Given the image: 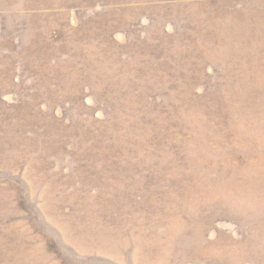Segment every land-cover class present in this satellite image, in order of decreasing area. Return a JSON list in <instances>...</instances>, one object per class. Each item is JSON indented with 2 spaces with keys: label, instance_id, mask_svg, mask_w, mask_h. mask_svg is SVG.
<instances>
[{
  "label": "rangeland",
  "instance_id": "rangeland-1",
  "mask_svg": "<svg viewBox=\"0 0 264 264\" xmlns=\"http://www.w3.org/2000/svg\"><path fill=\"white\" fill-rule=\"evenodd\" d=\"M0 264H264V0H0Z\"/></svg>",
  "mask_w": 264,
  "mask_h": 264
}]
</instances>
